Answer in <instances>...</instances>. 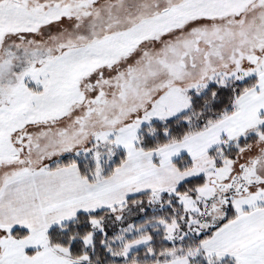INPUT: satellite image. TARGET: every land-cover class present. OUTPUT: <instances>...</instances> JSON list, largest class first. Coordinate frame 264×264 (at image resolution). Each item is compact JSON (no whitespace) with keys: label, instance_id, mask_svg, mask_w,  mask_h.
<instances>
[{"label":"snow or ice","instance_id":"snow-or-ice-1","mask_svg":"<svg viewBox=\"0 0 264 264\" xmlns=\"http://www.w3.org/2000/svg\"><path fill=\"white\" fill-rule=\"evenodd\" d=\"M0 264H264V0H0Z\"/></svg>","mask_w":264,"mask_h":264}]
</instances>
